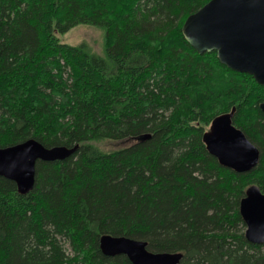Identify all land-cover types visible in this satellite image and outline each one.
Listing matches in <instances>:
<instances>
[{"label": "trees", "instance_id": "1", "mask_svg": "<svg viewBox=\"0 0 264 264\" xmlns=\"http://www.w3.org/2000/svg\"><path fill=\"white\" fill-rule=\"evenodd\" d=\"M210 1L0 0V149L79 146L39 161L29 194L0 178V264H132L102 253L104 235L182 253L180 264H264L240 214L249 187L264 193V86L184 38ZM82 25L103 29V55L57 36ZM233 108L261 151L249 173L203 141Z\"/></svg>", "mask_w": 264, "mask_h": 264}, {"label": "water", "instance_id": "2", "mask_svg": "<svg viewBox=\"0 0 264 264\" xmlns=\"http://www.w3.org/2000/svg\"><path fill=\"white\" fill-rule=\"evenodd\" d=\"M182 33L199 54L216 52L228 69L250 75L264 86V0H211L186 19ZM260 110L264 114V103ZM235 114L233 108L217 116L203 141L222 167L244 174L259 165L261 151L234 125ZM78 148H47L35 139L1 148L0 178L13 181L20 194H29L39 161H64ZM240 214L247 240L264 245V193L257 185L247 189ZM100 249L107 257L124 255L132 264H180L183 259L182 253H153L147 242L111 235L101 237Z\"/></svg>", "mask_w": 264, "mask_h": 264}, {"label": "rangeland", "instance_id": "3", "mask_svg": "<svg viewBox=\"0 0 264 264\" xmlns=\"http://www.w3.org/2000/svg\"><path fill=\"white\" fill-rule=\"evenodd\" d=\"M61 42L70 45L86 44L91 51L103 55L105 49V33L103 29L95 26L82 25L64 35H57ZM132 140L107 141L100 143V147L105 151H112L129 146Z\"/></svg>", "mask_w": 264, "mask_h": 264}]
</instances>
